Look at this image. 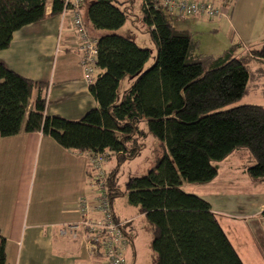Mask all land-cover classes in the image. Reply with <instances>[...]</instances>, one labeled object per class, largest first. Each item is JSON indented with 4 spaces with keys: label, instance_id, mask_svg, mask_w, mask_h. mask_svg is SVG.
<instances>
[{
    "label": "trees",
    "instance_id": "16d2710c",
    "mask_svg": "<svg viewBox=\"0 0 264 264\" xmlns=\"http://www.w3.org/2000/svg\"><path fill=\"white\" fill-rule=\"evenodd\" d=\"M160 1L142 0V21L156 47L147 70L152 51L116 33L128 11L117 0L92 1L88 20L105 32L97 39L89 33L97 40L98 73L90 93L98 107L80 120L47 116L42 95L29 111L34 89L43 92L46 86L0 63V135L40 132L67 150L113 153L117 167L104 174L106 198L110 204L126 195L131 206L141 208L154 229L156 264H244L210 202L182 186L213 182L217 164L240 151L249 155L250 178L264 183V107L237 105L250 95L249 65L264 62V43L241 58L235 56L238 45L218 57L200 55L194 34L175 27L172 18L180 19ZM47 5L48 0H0V51L10 47L15 32L43 21ZM64 9V0H53L51 16ZM127 77L133 83L121 93ZM148 134L160 141L163 153L148 174L130 178L122 190L119 169L141 154ZM98 157L103 168L106 159ZM93 167L94 172L95 161ZM0 264H6L1 236Z\"/></svg>",
    "mask_w": 264,
    "mask_h": 264
},
{
    "label": "crops",
    "instance_id": "0c3cea01",
    "mask_svg": "<svg viewBox=\"0 0 264 264\" xmlns=\"http://www.w3.org/2000/svg\"><path fill=\"white\" fill-rule=\"evenodd\" d=\"M52 2L48 0L47 17L43 21L14 33L10 47L0 51V63L26 79L46 86L43 92L34 89L32 96L35 93V98L30 102L29 111L34 108L38 96L42 95L46 101L47 116L80 120L90 110L96 109L98 103L90 93L91 83L86 79L70 18L62 24L61 15L51 16ZM218 3L227 6L222 1ZM126 5L123 9H127ZM233 14L231 8L229 16L223 20L206 17L184 20L189 21L186 30L194 34L209 28V32L216 35L219 25L229 23L230 41L236 36L239 38V43L232 45L239 46L235 56L244 57L255 47L253 36L233 26ZM84 20L94 38L105 34L93 29L88 16ZM198 42L200 51L202 42ZM230 47H220L217 53L207 52L205 55L218 57ZM199 51L200 55H204ZM249 70L250 94L259 93L264 87V62L253 60ZM132 83L133 80H129L125 90ZM97 156L105 157L103 169L109 174L106 166L113 160L117 164L116 156L111 152L95 155L67 150L40 132H22L12 137L0 135V236L6 240V264H109L102 253L92 251L87 230L81 229L76 239L70 233L65 236L60 234L67 225L83 221V205L89 207L92 221L103 219L101 202L107 199V193L101 189L93 172V161ZM248 162L247 153L240 151L232 154L217 164L218 176L209 184L214 183L215 186L216 182H221L217 186L223 183L226 192L232 195L237 191L245 193L247 188L250 191L254 189L258 194L257 186L263 183L247 179ZM114 169L113 165L112 171ZM244 176L246 178L243 179ZM260 193H263L261 188ZM119 201L124 202L122 208H119ZM110 205L115 217L126 223L124 236L128 243L123 250L124 264H133V260L134 264H143L140 260L142 256L154 257L153 227L148 223L146 239L135 232L137 227L134 223L147 220L140 207L131 206L126 195L116 198ZM211 206L219 217V212Z\"/></svg>",
    "mask_w": 264,
    "mask_h": 264
},
{
    "label": "rangeland",
    "instance_id": "374dc122",
    "mask_svg": "<svg viewBox=\"0 0 264 264\" xmlns=\"http://www.w3.org/2000/svg\"><path fill=\"white\" fill-rule=\"evenodd\" d=\"M92 1L93 0H85V5L82 11L85 19L87 18L88 8ZM117 1L119 6H122V8L128 4L126 6L129 10L126 9L128 11L126 24L116 33L132 40L139 47L152 51V57L144 69L147 70L154 64L156 47L151 41L150 35L147 33V27L142 21L143 2L142 0ZM221 1L227 5L226 7H228L229 10H231V8L233 9V26L237 30H239L240 27L246 34H251V36H253V44H255V47L261 48L264 43V0H220L217 1V3ZM218 5L221 7L220 3H218ZM228 16L229 12L227 17ZM213 20H216V18ZM221 20H223V18ZM217 21H214V23ZM172 23L178 29L186 30V28H189V21H179L173 17ZM213 26H215V24H213ZM218 27L220 29L216 35L214 34L215 36L209 32V28H204L198 31V33H194L195 39L202 42V48L199 51L201 54L205 55L207 52L217 53L218 50H220V47L227 48L239 43L238 36L234 37V39L230 41L232 37L229 36L231 28L229 23L224 22ZM249 53L250 51L248 54ZM129 80L132 81L133 79L131 77H127L122 82L121 93L129 86ZM262 89L263 90H260L259 93L253 92L246 98L242 99L237 105L255 104L264 107V87ZM34 98L35 93L30 102H32ZM141 129L148 131L145 123L141 125ZM139 142L142 143V141ZM142 144L143 147L141 154L136 159L124 163L119 169V173L117 175V185L121 189H125V185L130 178L141 177L148 174L150 170L156 166L159 156L163 153L160 141L150 134H148V136L143 140ZM137 145L139 146V144ZM113 165L117 167L115 160L106 166L107 172H112ZM244 178H246V176H244L243 179ZM248 178L251 180L249 175H247V179ZM219 183L221 182H216L217 185ZM213 185L214 183H184L182 189L187 193L195 194L208 200L216 211L219 212L221 225L244 264H264V219L260 214L264 208L262 207L264 205V183L257 186L258 194L254 192V189L250 191V188H247L245 190L248 191L245 193L244 191H237L234 195L226 192V189H224L225 185L223 183L221 184L222 187ZM246 185L249 184L247 183ZM259 188L263 189V193L259 194ZM123 203L124 202L119 201V208L124 206ZM121 211L124 212L125 210L121 209ZM134 226L135 228L137 227L135 232L140 233L141 237L146 239V233L148 232L149 227L148 221L137 220L134 223ZM151 251V253H154L153 250ZM140 260H142L143 264H156L157 255L154 257L144 255Z\"/></svg>",
    "mask_w": 264,
    "mask_h": 264
},
{
    "label": "built area",
    "instance_id": "2783aa9c",
    "mask_svg": "<svg viewBox=\"0 0 264 264\" xmlns=\"http://www.w3.org/2000/svg\"><path fill=\"white\" fill-rule=\"evenodd\" d=\"M65 9L61 15L62 24L70 18L72 29L76 36V45L78 52L82 58V66L86 73V79L92 83L98 73L97 67V42L93 40L88 32L85 18L82 11L85 0H64ZM162 8L167 9L171 14L178 16L180 21L188 20L196 17H206L208 19H221L228 15L230 10L227 7H219L215 1H198V0H161ZM229 9V8H228ZM95 161V174L101 179V189H104V170L102 168V158ZM101 211L103 219L97 222L89 218L90 209L83 205V221L79 224H70L61 229L62 236L68 233L76 239L79 231L85 229L90 236L89 244L92 251L102 253L109 264H124L123 250L127 246V239L124 236L126 223L116 222L111 211L110 204L107 199L101 202Z\"/></svg>",
    "mask_w": 264,
    "mask_h": 264
}]
</instances>
